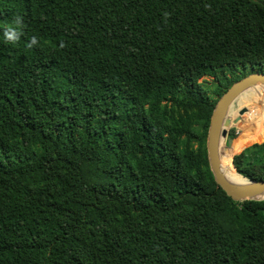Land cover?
I'll use <instances>...</instances> for the list:
<instances>
[{
    "label": "trees",
    "instance_id": "trees-1",
    "mask_svg": "<svg viewBox=\"0 0 264 264\" xmlns=\"http://www.w3.org/2000/svg\"><path fill=\"white\" fill-rule=\"evenodd\" d=\"M245 68L264 0H0V264H264V199L227 196L205 149ZM250 106L222 159L264 180Z\"/></svg>",
    "mask_w": 264,
    "mask_h": 264
},
{
    "label": "water",
    "instance_id": "water-1",
    "mask_svg": "<svg viewBox=\"0 0 264 264\" xmlns=\"http://www.w3.org/2000/svg\"><path fill=\"white\" fill-rule=\"evenodd\" d=\"M256 85L264 86V72H250L231 83L218 96L211 110L206 130V157L213 180L234 201L264 199V180L248 179L244 175L241 179L230 180L223 172L219 157L222 141H226L230 125L228 117L230 106L239 94Z\"/></svg>",
    "mask_w": 264,
    "mask_h": 264
},
{
    "label": "bare ground",
    "instance_id": "bare-ground-1",
    "mask_svg": "<svg viewBox=\"0 0 264 264\" xmlns=\"http://www.w3.org/2000/svg\"><path fill=\"white\" fill-rule=\"evenodd\" d=\"M264 100V86H253L251 88L246 89L241 94H239L236 98V100L233 102V104L229 108L228 117L230 120V124L233 123L234 118L245 108L248 106ZM246 129L250 128V124L247 122L243 125ZM223 142L221 144V149L219 152L220 157V163L221 167L223 169V172L227 178L230 180H236L235 178L231 177L225 170L223 159H222V149H223Z\"/></svg>",
    "mask_w": 264,
    "mask_h": 264
},
{
    "label": "clouds",
    "instance_id": "clouds-1",
    "mask_svg": "<svg viewBox=\"0 0 264 264\" xmlns=\"http://www.w3.org/2000/svg\"><path fill=\"white\" fill-rule=\"evenodd\" d=\"M19 18L16 19L15 23L16 24H19ZM18 30L14 27H12L11 25L5 27L3 29V32H2V36L5 40L7 41H15L17 38H18ZM37 43V39L35 36H32L30 38V45H33V44H36Z\"/></svg>",
    "mask_w": 264,
    "mask_h": 264
},
{
    "label": "rangeland",
    "instance_id": "rangeland-1",
    "mask_svg": "<svg viewBox=\"0 0 264 264\" xmlns=\"http://www.w3.org/2000/svg\"><path fill=\"white\" fill-rule=\"evenodd\" d=\"M244 71L245 72H247V73H250V72H254L255 70L253 69V70H249V68H245L244 69ZM212 77H210V76H204V77H202L201 79H200V81L202 82V83H206V82H211L212 81ZM250 107H253V106H249L247 109H249ZM245 114H246V116H247V114H248V110H246V112H245ZM246 117H245V115H243V116H241V122H244V119H245ZM233 122H237V121H235V120H233ZM231 129V131H232V133L235 135V128L234 127H230L228 130H230ZM226 142H227V146H230V143H231V139H228L227 137H226ZM254 143H260V142H254ZM252 144V143H251ZM249 146V145H248ZM262 152H259V151H257L256 153L252 150V151H250L249 153H248V156H253L254 154L255 155H260Z\"/></svg>",
    "mask_w": 264,
    "mask_h": 264
}]
</instances>
